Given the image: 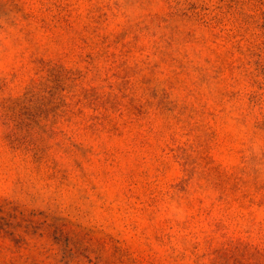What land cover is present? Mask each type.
<instances>
[{
  "label": "rangeland",
  "instance_id": "obj_1",
  "mask_svg": "<svg viewBox=\"0 0 264 264\" xmlns=\"http://www.w3.org/2000/svg\"><path fill=\"white\" fill-rule=\"evenodd\" d=\"M0 264H264V0H0Z\"/></svg>",
  "mask_w": 264,
  "mask_h": 264
}]
</instances>
